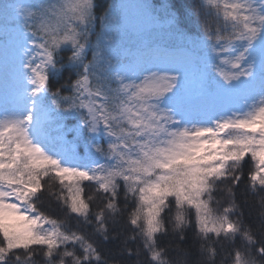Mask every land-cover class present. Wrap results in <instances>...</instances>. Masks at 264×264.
<instances>
[{
    "label": "snow or ice",
    "instance_id": "6c2138e0",
    "mask_svg": "<svg viewBox=\"0 0 264 264\" xmlns=\"http://www.w3.org/2000/svg\"><path fill=\"white\" fill-rule=\"evenodd\" d=\"M128 7L0 0V264H264V0Z\"/></svg>",
    "mask_w": 264,
    "mask_h": 264
},
{
    "label": "trees",
    "instance_id": "16d2710c",
    "mask_svg": "<svg viewBox=\"0 0 264 264\" xmlns=\"http://www.w3.org/2000/svg\"><path fill=\"white\" fill-rule=\"evenodd\" d=\"M26 2H29V0H26ZM101 2L107 4L112 3L113 0H101ZM119 2L128 5L127 13L130 19L135 20L136 17V9L135 5L140 2V0H119ZM149 3L154 4L156 7H161L164 4L173 5V4H179L182 2V0H148ZM146 38L150 41H155L159 44L160 47H167L170 45V38L163 34L160 31H156L151 33L150 35L146 34ZM64 78L67 79V73L64 74Z\"/></svg>",
    "mask_w": 264,
    "mask_h": 264
},
{
    "label": "rangeland",
    "instance_id": "374dc122",
    "mask_svg": "<svg viewBox=\"0 0 264 264\" xmlns=\"http://www.w3.org/2000/svg\"><path fill=\"white\" fill-rule=\"evenodd\" d=\"M23 2H26V0H23Z\"/></svg>",
    "mask_w": 264,
    "mask_h": 264
}]
</instances>
